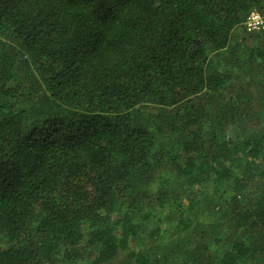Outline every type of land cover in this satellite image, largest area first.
<instances>
[{"label":"trees","instance_id":"obj_1","mask_svg":"<svg viewBox=\"0 0 264 264\" xmlns=\"http://www.w3.org/2000/svg\"><path fill=\"white\" fill-rule=\"evenodd\" d=\"M252 12L0 0V264H264Z\"/></svg>","mask_w":264,"mask_h":264},{"label":"built area","instance_id":"obj_2","mask_svg":"<svg viewBox=\"0 0 264 264\" xmlns=\"http://www.w3.org/2000/svg\"><path fill=\"white\" fill-rule=\"evenodd\" d=\"M245 29L247 32H259L264 30V19L256 12L250 13L245 22Z\"/></svg>","mask_w":264,"mask_h":264},{"label":"rangeland","instance_id":"obj_3","mask_svg":"<svg viewBox=\"0 0 264 264\" xmlns=\"http://www.w3.org/2000/svg\"><path fill=\"white\" fill-rule=\"evenodd\" d=\"M238 32H239V34H240V33H241V30H239ZM166 237H167V236H166Z\"/></svg>","mask_w":264,"mask_h":264}]
</instances>
